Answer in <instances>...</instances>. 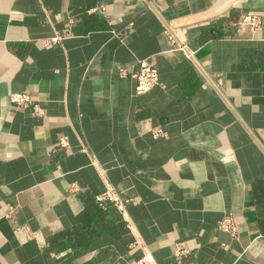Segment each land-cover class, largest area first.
Returning <instances> with one entry per match:
<instances>
[{
    "label": "crops",
    "instance_id": "1",
    "mask_svg": "<svg viewBox=\"0 0 264 264\" xmlns=\"http://www.w3.org/2000/svg\"><path fill=\"white\" fill-rule=\"evenodd\" d=\"M250 13L262 28L238 32ZM141 59L160 84L136 95L118 68ZM100 169L124 215L96 201ZM137 242L154 264L180 242L194 264H264V0H0V264H138Z\"/></svg>",
    "mask_w": 264,
    "mask_h": 264
},
{
    "label": "built area",
    "instance_id": "2",
    "mask_svg": "<svg viewBox=\"0 0 264 264\" xmlns=\"http://www.w3.org/2000/svg\"><path fill=\"white\" fill-rule=\"evenodd\" d=\"M89 14L93 15H100L106 18L109 24H111V19L107 16V10L105 6H97L88 10ZM70 23H74V19L70 20ZM263 19L260 15L255 13H250L244 18H241L237 21V31L241 32L243 29H249L251 32H257L262 28ZM113 37L118 41L122 42L124 39L125 34L123 32H117L115 30H111ZM166 36L173 44L176 43V38L173 32L166 30ZM62 40L61 35H56L52 38L44 39L43 43L45 45L49 44H56ZM183 49V48H179ZM118 73L120 77L130 76L135 80V94L136 95H143L150 90H152L155 86L160 84V77L157 68L151 63L148 59H141L137 60L135 66L131 69L120 67L118 68ZM10 101L12 105L17 109H25L30 110L32 114L36 116H43L44 110L39 105V103L34 100L30 94L26 92H17L12 93L10 96ZM154 136H162L164 135L163 131L159 128H155L153 130ZM59 146L61 148H68V141L62 138L59 142ZM82 151L88 152L87 148L83 146ZM95 167H98V164L95 160L92 161ZM100 175L105 181L106 190L103 194L96 196V201L100 205H104L106 203L113 204L117 210L124 215L126 213V206L130 203L129 200H122L119 196L118 192L115 188L107 181L105 171L100 169ZM71 193L76 194L80 191V188L73 184L70 188ZM13 212V209H10V214ZM9 216V215H8ZM218 228L220 231L228 234L233 240L239 239V230L237 226L236 220L232 216L224 217L219 225ZM138 245L144 251L143 258L138 262V264H154V259L148 250L144 248L142 242H137ZM192 252L189 246L184 243L180 242L176 244L175 250L173 252V259L176 264H194L189 261Z\"/></svg>",
    "mask_w": 264,
    "mask_h": 264
}]
</instances>
